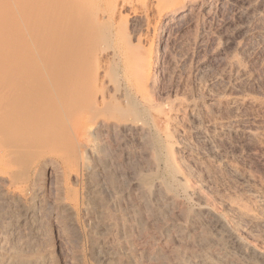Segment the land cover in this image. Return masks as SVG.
I'll return each mask as SVG.
<instances>
[{"label": "rangeland", "instance_id": "rangeland-1", "mask_svg": "<svg viewBox=\"0 0 264 264\" xmlns=\"http://www.w3.org/2000/svg\"><path fill=\"white\" fill-rule=\"evenodd\" d=\"M249 1L199 0L197 7H202L177 23L151 22L150 46L145 43L150 48L151 79L143 91L135 93L136 85L128 86L138 110L146 109L132 117L138 128L91 138L93 154L86 155L94 173L91 185L99 190L100 212L82 214L80 224L94 231L101 254L116 251L113 255L125 264H218L227 250L231 255L225 257L226 264L234 260L237 264L240 258L234 249H225V254L215 241L207 243L214 216L232 235L264 254V35L256 34L263 21L247 7ZM255 2L254 8L262 0ZM125 11L121 31L135 45L144 24ZM212 35L217 36L216 42ZM231 54L253 78L227 77ZM121 99V104L127 101ZM243 125L249 127V135L235 131ZM107 174L116 183H107ZM44 175L41 186L47 199L55 200L56 179L47 180ZM70 182L80 188L79 183ZM143 187L150 191L148 200ZM187 190L198 192L199 198L190 197ZM201 208L210 214L197 215ZM135 209L144 222L134 232L131 217ZM55 228L46 240L55 263L70 264L78 255L86 262H98L99 254L91 252L88 239L77 247L60 233V227Z\"/></svg>", "mask_w": 264, "mask_h": 264}, {"label": "bare ground", "instance_id": "bare-ground-1", "mask_svg": "<svg viewBox=\"0 0 264 264\" xmlns=\"http://www.w3.org/2000/svg\"><path fill=\"white\" fill-rule=\"evenodd\" d=\"M198 1L0 0V264H58L46 246L48 234L55 227H60V233L77 247L84 238L88 239L91 252L99 254L96 264H125L113 255L116 251L101 254L94 231L92 234L80 224L82 214L100 212L99 190L91 185L94 173L89 170L86 157L93 154L90 140L138 128L132 117L146 109L138 110L135 99H130L128 86L135 84V93L146 90L151 79L150 48L145 46L154 32L151 22L155 19L166 23L179 21L198 9ZM250 1L247 7L263 21L256 34L264 35V0L255 8L256 0ZM123 10L131 13L132 19L143 21L137 45L127 41L121 31ZM231 55L227 77L249 76L240 59ZM124 97L127 101L121 104L120 98ZM237 128L234 130L243 134L251 133L247 125ZM97 149L101 153L104 148ZM44 173L47 180L52 176L56 179L55 200L49 201L41 186L40 177ZM177 178L184 180L179 175ZM105 179L107 183H116L112 174H107ZM71 180L79 183L80 188H73ZM187 192L193 198L200 196L195 191ZM142 193L148 200L150 191L143 187ZM136 213L135 209L131 217L134 232L144 222V217L140 215L143 217L140 222ZM197 213L210 214L205 208L198 209ZM211 221L207 243L215 241L222 252L234 249L240 258L237 264H264L263 253L232 235L221 219L214 216ZM226 252V256H219L218 264L228 262L225 257L231 254ZM81 256L70 264H92Z\"/></svg>", "mask_w": 264, "mask_h": 264}]
</instances>
